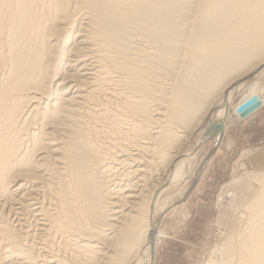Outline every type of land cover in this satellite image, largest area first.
<instances>
[{
  "label": "bare ground",
  "instance_id": "bare-ground-1",
  "mask_svg": "<svg viewBox=\"0 0 264 264\" xmlns=\"http://www.w3.org/2000/svg\"><path fill=\"white\" fill-rule=\"evenodd\" d=\"M263 75L264 0H0V264H154L163 192ZM228 186L209 264H264V172Z\"/></svg>",
  "mask_w": 264,
  "mask_h": 264
},
{
  "label": "rangeland",
  "instance_id": "rangeland-1",
  "mask_svg": "<svg viewBox=\"0 0 264 264\" xmlns=\"http://www.w3.org/2000/svg\"><path fill=\"white\" fill-rule=\"evenodd\" d=\"M247 84L232 97L226 115L228 126L223 130L220 145L217 146V138H210L204 156L200 154L191 163L189 178L174 194H168L169 190L163 192L162 203L166 202V207L171 206L160 221V243L154 264H209L218 258V250L229 244L241 226L247 199L239 203L235 201L228 185L249 173H256L244 167L242 160L248 154L246 150L258 147L264 139V133L258 135V132L255 137H248L250 143L247 148L246 144L237 140H234L235 145L230 150L226 145L231 129L264 108V75ZM253 98L258 100L259 107L242 117L241 107ZM243 133L239 132L238 137ZM194 138L192 136L187 142L186 151L196 142ZM215 146L216 151L204 164ZM196 175L198 180L191 187V177Z\"/></svg>",
  "mask_w": 264,
  "mask_h": 264
},
{
  "label": "crops",
  "instance_id": "crops-1",
  "mask_svg": "<svg viewBox=\"0 0 264 264\" xmlns=\"http://www.w3.org/2000/svg\"><path fill=\"white\" fill-rule=\"evenodd\" d=\"M231 131L232 132L229 138L228 136L226 137V145L227 147L229 146V150L233 147V145H235L234 140H237L239 143L241 142L244 145L246 144L247 148L250 143L248 141V137H255L254 134L258 132V135L264 133V108L257 111L244 122L237 124L233 129H231ZM243 131V135L238 137V133L241 132L242 134ZM245 152H248V154L242 160L243 166L253 169L254 172H264V139H261L258 147L249 151L246 150Z\"/></svg>",
  "mask_w": 264,
  "mask_h": 264
},
{
  "label": "water",
  "instance_id": "water-1",
  "mask_svg": "<svg viewBox=\"0 0 264 264\" xmlns=\"http://www.w3.org/2000/svg\"><path fill=\"white\" fill-rule=\"evenodd\" d=\"M253 76H254V75H252L251 77H253ZM258 107H259L258 100H257L256 98H253L252 100H250L249 102H247L246 104H244V105L241 107V109H240L241 116H242V117L247 116V115L250 114L251 112H254ZM220 139H221V138H220ZM221 141H222V139H221V140H218V142H217V145H218V146L220 145ZM216 149H217V146H215V148L212 150V152L207 156V158H206L205 161H204V164H205V163L209 160V158L214 154V152L216 151ZM197 176H198V175L195 176L196 178H194V180H196V181L191 185V187L194 186V185L196 184V182H197V180H198V177H197ZM194 180H193V181H194ZM154 232H156L155 228H154ZM154 237H155V235L152 236L153 240L155 239ZM154 247H155V245H153V250H152L153 255H154ZM152 262H154V258H153Z\"/></svg>",
  "mask_w": 264,
  "mask_h": 264
}]
</instances>
